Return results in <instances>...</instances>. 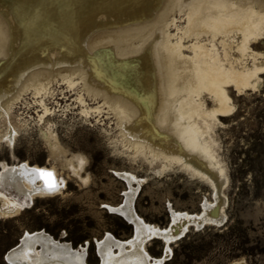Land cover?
Segmentation results:
<instances>
[{
  "label": "bare ground",
  "instance_id": "obj_1",
  "mask_svg": "<svg viewBox=\"0 0 264 264\" xmlns=\"http://www.w3.org/2000/svg\"><path fill=\"white\" fill-rule=\"evenodd\" d=\"M177 6L184 12L185 25L170 19ZM172 24L176 32L171 31ZM187 36L194 37L188 42ZM54 81L77 88L82 117L91 118L103 105L112 110L133 159L143 156L150 164L160 160L163 169L180 164L214 186L215 201H203L198 212L171 207L170 223L160 226L145 220L134 205L145 179L116 171L129 190L122 203L107 207L133 225L134 237L123 239L106 232L96 239L99 262L91 263L87 243L75 248L37 229L25 232L21 244L9 252V260L12 264H163L171 255V244L190 226L220 225L225 219L221 190L226 175L211 131L220 117L233 112L230 88L242 94L264 82V0H0V116L6 121L0 141L13 145L19 130L9 111L31 91L39 97L40 129L50 150L57 141L67 150L53 128L59 99L54 107L47 100L54 96ZM206 93L214 101L211 108ZM87 97L102 100L103 105L90 106ZM67 159L66 166L81 176L79 158ZM33 169L52 172L60 190L34 191L44 181ZM88 177L81 176L84 182ZM6 183L31 199L35 194L55 195L66 187L56 166L2 161L0 215L6 216L20 207V199L5 191ZM151 238L163 241L161 256L152 255L145 246Z\"/></svg>",
  "mask_w": 264,
  "mask_h": 264
},
{
  "label": "rangeland",
  "instance_id": "obj_2",
  "mask_svg": "<svg viewBox=\"0 0 264 264\" xmlns=\"http://www.w3.org/2000/svg\"><path fill=\"white\" fill-rule=\"evenodd\" d=\"M173 17L176 24H186L180 6L171 12L170 19ZM170 29L176 32L175 24ZM193 37L185 39L189 42ZM141 40L142 37L138 41ZM216 42L219 44L218 39ZM76 79L81 81L78 76ZM55 83L54 96L47 98L53 107L59 99V110L52 119L54 131L61 145L70 150L68 157L77 152L90 156L88 168L80 172L81 176L89 177L84 182L69 167L51 158L50 147L40 129L39 97L31 91L24 93L9 111L19 131L12 146L1 139L0 169L2 161L11 165L27 161L32 165L56 166L58 175L66 180V187L55 195L35 194L31 199L21 195L13 185H4L6 192H13L20 199V207L15 214L0 215V264H9L6 252L27 231L43 229L75 248L87 243V259L91 263L99 262L96 239L106 232L123 239L134 237L133 225L107 207V203H122L125 190H129L128 183L116 171H129L145 179L134 205L145 220L160 226L170 223L171 207L198 212L203 201H215L214 186L180 164L163 169L160 160L150 164L143 156L133 159L123 145L117 116L102 100L87 97L90 106H103L86 119L79 114L77 88ZM229 91L233 112L220 117L211 131L217 158L226 175L221 190L225 197V219L220 225L190 226L185 235L171 244V255L163 264H264V82L242 94L233 87ZM209 95L206 93L205 101L211 108L214 101ZM5 130L6 121L0 116V134ZM145 246L155 256H161L164 247L159 238L148 239Z\"/></svg>",
  "mask_w": 264,
  "mask_h": 264
},
{
  "label": "clouds",
  "instance_id": "obj_3",
  "mask_svg": "<svg viewBox=\"0 0 264 264\" xmlns=\"http://www.w3.org/2000/svg\"><path fill=\"white\" fill-rule=\"evenodd\" d=\"M56 140V139H55ZM45 149H47V145H45ZM49 154L51 156V158L58 164H60L61 166H66V162L68 161L67 157L69 154L70 150H62L59 142L57 141V143L54 146L53 150H48ZM72 156H77L79 158L78 163L81 165V171L83 172L85 169L88 168L89 164H90V156L85 153V152H77L71 155ZM75 163V161H74Z\"/></svg>",
  "mask_w": 264,
  "mask_h": 264
},
{
  "label": "snow or ice",
  "instance_id": "obj_4",
  "mask_svg": "<svg viewBox=\"0 0 264 264\" xmlns=\"http://www.w3.org/2000/svg\"><path fill=\"white\" fill-rule=\"evenodd\" d=\"M21 167L23 168L24 166L22 165ZM32 171L36 174L37 178L42 179L44 181L43 187L34 188V191H46L49 193H53L60 190L61 185L56 181L52 172L38 169H33Z\"/></svg>",
  "mask_w": 264,
  "mask_h": 264
},
{
  "label": "water",
  "instance_id": "obj_5",
  "mask_svg": "<svg viewBox=\"0 0 264 264\" xmlns=\"http://www.w3.org/2000/svg\"><path fill=\"white\" fill-rule=\"evenodd\" d=\"M21 240H22V238L20 239V242L18 243V244H16V246L15 247H18L20 244H21ZM12 250V248L10 249V250H8L7 252H6V255H5V260L9 263V264H12V262L9 260V258H8V254H9V252Z\"/></svg>",
  "mask_w": 264,
  "mask_h": 264
}]
</instances>
